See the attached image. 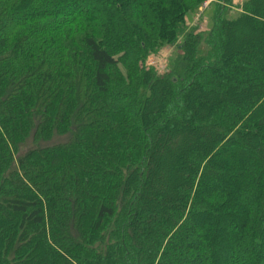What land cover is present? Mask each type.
<instances>
[{
    "label": "trees",
    "instance_id": "obj_1",
    "mask_svg": "<svg viewBox=\"0 0 264 264\" xmlns=\"http://www.w3.org/2000/svg\"><path fill=\"white\" fill-rule=\"evenodd\" d=\"M0 264H264V0H0Z\"/></svg>",
    "mask_w": 264,
    "mask_h": 264
},
{
    "label": "rangeland",
    "instance_id": "obj_2",
    "mask_svg": "<svg viewBox=\"0 0 264 264\" xmlns=\"http://www.w3.org/2000/svg\"><path fill=\"white\" fill-rule=\"evenodd\" d=\"M167 54H168V49H162L157 56L150 58L149 64L155 67V69L158 72H163L166 63Z\"/></svg>",
    "mask_w": 264,
    "mask_h": 264
},
{
    "label": "built area",
    "instance_id": "obj_3",
    "mask_svg": "<svg viewBox=\"0 0 264 264\" xmlns=\"http://www.w3.org/2000/svg\"><path fill=\"white\" fill-rule=\"evenodd\" d=\"M234 2H237V3H241L243 2L244 0H233Z\"/></svg>",
    "mask_w": 264,
    "mask_h": 264
}]
</instances>
